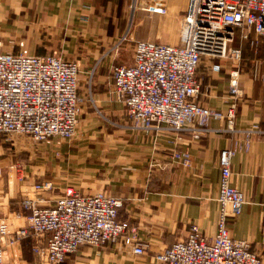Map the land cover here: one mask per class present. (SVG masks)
Here are the masks:
<instances>
[{
    "label": "crops",
    "instance_id": "1",
    "mask_svg": "<svg viewBox=\"0 0 264 264\" xmlns=\"http://www.w3.org/2000/svg\"><path fill=\"white\" fill-rule=\"evenodd\" d=\"M132 0H0V54L47 56L57 53L79 67V123L71 139L0 135V218L8 225L4 264H46L33 252L46 238L29 236L8 245L11 234L27 227L26 199L39 208L54 205L68 187L81 195L96 192L121 198L117 219L134 226L142 255L133 254L121 240L98 247L81 246L62 264H160L155 255L187 237L196 226L206 237L217 230L220 167L224 149L241 146L231 161V184L244 196L241 214L228 219L230 235L244 240L264 264V40L253 32L244 39L235 32L234 48L241 50L239 86L235 100L228 92L230 61L202 57L196 69L200 91L196 101L225 112L235 105L236 130L257 125L250 147L243 149L239 135L216 132L221 122L210 121L211 132L179 140L166 133L137 132L126 108L117 100L111 77L113 67L132 62L138 41L175 45L179 18L186 0H169L167 17L146 12L133 15ZM146 13V14H145ZM138 15V16H137ZM134 21V22H136ZM143 23V27L137 25ZM178 23V24H177ZM126 35L119 52L114 44ZM243 44L254 54H243ZM254 45V46H253ZM263 47H261V46ZM261 49V50H260ZM218 66V70H214ZM190 154L188 168L173 159V150ZM51 182L52 189L36 192L35 185Z\"/></svg>",
    "mask_w": 264,
    "mask_h": 264
},
{
    "label": "built area",
    "instance_id": "2",
    "mask_svg": "<svg viewBox=\"0 0 264 264\" xmlns=\"http://www.w3.org/2000/svg\"><path fill=\"white\" fill-rule=\"evenodd\" d=\"M187 9L179 18L175 45L138 41L132 45V62L113 67L112 80L117 100L126 108L131 128L146 135L166 133L175 140L183 135L199 136L212 130L210 121L221 122L216 132L240 136L243 149L250 147L253 134L263 132L257 125L236 130L235 105L220 112L199 104L200 82L196 69L202 57L230 61L228 92L241 96L239 63L241 50L231 46L235 32L246 39L252 32L264 40V0H186ZM169 0H132L131 23L137 12L152 16L166 14ZM126 35L113 47L126 43ZM218 70V66L214 67ZM79 67L57 53L47 56L0 54V135H17L45 143L52 138L71 139L79 123L81 101L78 94ZM264 83V75L261 78ZM241 146L219 154L220 181L217 196V230L213 237L203 236L192 226L187 237L155 255L160 264H260L249 244L231 237L227 220L241 214L243 194L231 184V161ZM181 165H192L190 154L173 150ZM36 192L52 189L51 182L35 185ZM38 202H21L29 214L27 227L11 234L8 245L24 238H46L45 246L33 252L46 264H62L81 246L98 247L121 240L133 254L142 255L146 246L138 239L134 226L117 219L123 207L121 198L103 192L81 195L68 187L51 207ZM7 223L0 218V264H4Z\"/></svg>",
    "mask_w": 264,
    "mask_h": 264
},
{
    "label": "rangeland",
    "instance_id": "3",
    "mask_svg": "<svg viewBox=\"0 0 264 264\" xmlns=\"http://www.w3.org/2000/svg\"><path fill=\"white\" fill-rule=\"evenodd\" d=\"M146 14V13H145ZM138 16V15H137ZM168 16V14L167 15H163V16H156V17H159L160 19H164L165 17H167ZM134 21H136V19H135V17H134V20H133V22H132V25L133 24H137V21L136 22H134ZM178 24V23H177ZM143 25V23H140V24H138L137 26L138 27H140L141 26V28H139V29H143V28H145L146 27V25H148V23L145 25V27H143L142 26ZM237 45V42L234 40L233 42H232V44H231V46H236ZM249 45H247V44H243V54L244 55H246V56H251V55H253L254 54V49L255 48H253V49H250V47H248ZM254 46V45H253ZM261 46V45H260ZM262 47V46H261ZM263 48V47H262ZM261 50V49H260ZM32 140V139H31ZM33 141V140H32ZM34 143H36L37 144V142H35V141H33Z\"/></svg>",
    "mask_w": 264,
    "mask_h": 264
}]
</instances>
